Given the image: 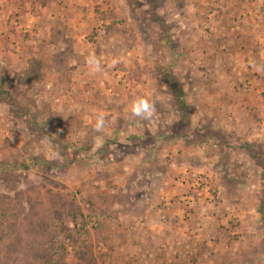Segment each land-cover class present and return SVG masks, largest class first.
I'll return each mask as SVG.
<instances>
[{
    "label": "rangeland",
    "instance_id": "1",
    "mask_svg": "<svg viewBox=\"0 0 264 264\" xmlns=\"http://www.w3.org/2000/svg\"><path fill=\"white\" fill-rule=\"evenodd\" d=\"M57 1L0 0V264H264V0Z\"/></svg>",
    "mask_w": 264,
    "mask_h": 264
},
{
    "label": "clouds",
    "instance_id": "2",
    "mask_svg": "<svg viewBox=\"0 0 264 264\" xmlns=\"http://www.w3.org/2000/svg\"><path fill=\"white\" fill-rule=\"evenodd\" d=\"M88 63L90 65H94L96 70H99V61L96 60V58L89 57ZM154 105L153 103L149 102V100L145 98H138L136 102H134L132 107V114L136 117H140L142 119H150L154 114ZM105 124V118L103 114H100L97 117L96 123H95V130L101 131L103 129V126Z\"/></svg>",
    "mask_w": 264,
    "mask_h": 264
},
{
    "label": "crops",
    "instance_id": "3",
    "mask_svg": "<svg viewBox=\"0 0 264 264\" xmlns=\"http://www.w3.org/2000/svg\"><path fill=\"white\" fill-rule=\"evenodd\" d=\"M53 1H54V0H53ZM58 1H59V0H58ZM58 1H57V2H58ZM67 1H68V0H65L64 2H67ZM70 32H72V31L70 30Z\"/></svg>",
    "mask_w": 264,
    "mask_h": 264
}]
</instances>
